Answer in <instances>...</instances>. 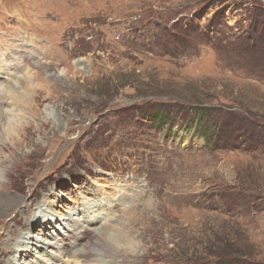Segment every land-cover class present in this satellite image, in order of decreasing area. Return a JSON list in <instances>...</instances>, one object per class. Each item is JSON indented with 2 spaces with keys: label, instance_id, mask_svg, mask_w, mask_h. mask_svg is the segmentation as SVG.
<instances>
[{
  "label": "rangeland",
  "instance_id": "374dc122",
  "mask_svg": "<svg viewBox=\"0 0 264 264\" xmlns=\"http://www.w3.org/2000/svg\"><path fill=\"white\" fill-rule=\"evenodd\" d=\"M7 106L0 264H264V0H0Z\"/></svg>",
  "mask_w": 264,
  "mask_h": 264
},
{
  "label": "bare ground",
  "instance_id": "6f19581e",
  "mask_svg": "<svg viewBox=\"0 0 264 264\" xmlns=\"http://www.w3.org/2000/svg\"><path fill=\"white\" fill-rule=\"evenodd\" d=\"M23 77V76H22ZM27 78V74L24 76V78ZM31 77V76H30ZM29 77V78H30ZM29 85H28V91L26 90V91H22V92H16V87H15V85H13V86H8V87H5V89H4V91H2L3 93H4V95L3 96H5L7 99H8V101L9 100H11V102H12V104H15V105H17V106H19V105H21V104H23V103H27L28 101L29 102H31L30 100H31V89L30 88H33V84H31V83H28ZM4 113H7L8 114V117H6V118H4V120H5V122H4V127H2V128H0V139H1V137H2V135L4 134V135H13V133L15 132L14 130H16L15 129V125H14V123H13V120L11 119V116H12V114H13V110H11V108H9L8 106L7 107H5V110H4ZM1 116V115H0ZM1 143H3L2 141H0V154H1V152L3 151V145L1 144ZM5 148V147H4ZM30 156V155H29ZM4 190H6V188H4V187H2ZM6 192V191H5ZM4 194V192H3V190L1 189L0 190V199L1 198H3V195ZM14 205H15V203H13V201L11 200V199H8L7 201H5V202H1L0 203V210L2 211L3 209L4 210H12V209H15L14 208ZM18 207V206H17ZM17 209H15V211H16ZM22 212V211H21ZM18 213H20V212H18ZM6 215V214H5ZM16 218V217H15ZM7 225H8V223H7ZM10 226V224L8 225V227ZM81 228L82 229H84L85 228V226H81ZM103 229L102 228H100V229H98V231H99V234H100V232L102 231ZM74 231V230H73ZM88 231H89V229H88ZM91 231V230H90ZM18 234V233H17ZM84 233H83V235L81 236V239L84 237ZM111 235V234H110ZM115 236V235H114ZM117 236V235H116ZM123 236V235H122ZM12 238H14V239H12ZM15 238H16V236H10V237H8V238H6L5 240H3L4 242H6L5 244H6V247H8L10 244H13V242L12 241H14L15 240ZM17 239H18V236H17ZM95 239V238H94ZM109 239V240H108ZM107 240L108 241H110V240H113V239H115V237H109ZM36 240H38V239H36ZM41 240H43V239H41ZM96 240V239H95ZM108 241H106V243H99L98 241H94V242H92L91 244H90V246L92 247V246H96V248L94 247V250L96 249L97 251L95 252L96 253V255H95V253H91V251H87V252H85L84 254L85 255H87V256H89L90 258H99L102 254H99V253H97V252H101V250L103 249L102 247H103V245L106 247L107 245H109V242ZM4 244V243H3ZM4 244V245H5ZM32 244V243H31ZM8 245V246H7ZM33 246L34 245H36V244H32ZM83 246V245H82ZM88 246V245H87ZM89 246V247H90ZM5 247V248H6ZM36 248L35 249H40V251H44V253H51V251H49V250H47V249H43V247H39L38 248V246L36 245L35 246ZM99 247H101V249L99 248ZM111 247V246H110ZM45 248V247H44ZM88 248V247H87ZM90 249V248H89ZM93 249V248H92ZM6 251H7V248L5 249ZM10 250V249H9ZM12 250V249H11ZM93 250V251H94ZM92 251V252H93ZM117 249H114L113 250V252L115 253V255L116 256H119V254H117ZM102 253V252H101ZM83 257V256H82ZM41 258H44V259H42V261L43 262H45L46 264H51L52 263V257L50 256H43V257H41Z\"/></svg>",
  "mask_w": 264,
  "mask_h": 264
}]
</instances>
